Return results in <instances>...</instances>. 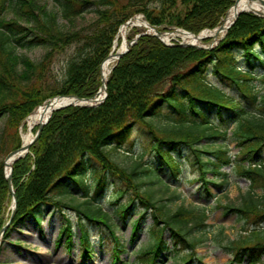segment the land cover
Returning <instances> with one entry per match:
<instances>
[{"label":"trees","instance_id":"1","mask_svg":"<svg viewBox=\"0 0 264 264\" xmlns=\"http://www.w3.org/2000/svg\"><path fill=\"white\" fill-rule=\"evenodd\" d=\"M205 1L166 0L164 7L148 9L141 2L130 5V0L126 4L119 0H53L55 9L52 10L37 0H0V118L5 119L0 137V230L7 221L11 202L2 157L7 154L8 140H12L9 151L20 147L18 129L27 115L56 96L94 98L101 85L100 66L111 51L118 27L132 16L144 14L148 23L163 32L173 27L197 35L219 26L235 0H210L207 5ZM91 4L98 12V26L93 34L80 37L77 32H66L60 20L70 24L81 12L77 6L84 8ZM129 7H132L130 11ZM82 40L84 43L67 65L61 85L48 89L43 76L53 55ZM34 48L45 52L38 63L17 52V49ZM238 52L247 63L246 71L235 63ZM254 62L262 67L261 74H256ZM208 72L229 82L248 105L212 87L205 78ZM257 82L264 86V18L247 13L240 15L212 50L166 46L154 36L131 29L126 52L108 76L104 102L95 108L70 106L54 112L29 152L12 165L16 213L3 239L7 240L9 232L28 217L40 223L42 215L57 212L63 226L56 246L64 241L70 248L73 227L66 212L72 211L76 214L80 244L87 256L89 242L83 219L108 227L112 217L100 206L92 205L89 192L101 196L106 175L110 173L123 182L124 189L119 196L130 186L135 190V197L115 212L122 220L133 211L136 200L144 206L143 213L151 212L152 240L140 250L142 258L145 257L140 259L141 264H155L167 250L162 237L166 230L175 248L188 251L181 258L182 264H190L193 251L203 240V237H191V231L204 226L205 213L195 215L184 207L170 213L153 198V193L142 191L145 179L148 184L158 183L169 189L170 184L154 168L142 169L136 162L127 170L119 168L111 158L116 148L130 140L138 125L152 134L151 150L172 177L180 172L173 153L183 146L191 150L198 180L203 184L210 183L207 174L226 176L221 169L231 166L233 173L249 182V187L240 197L239 206L225 207L227 213H235L238 221L247 226L261 227L264 224V91L256 90ZM166 105L177 112L179 120L177 124L155 127L153 119ZM211 112L219 125L208 122ZM206 139L231 140L238 153L231 156L222 145L211 151L201 149L198 144ZM141 216L132 218L130 242L137 236ZM113 238L121 252L117 238ZM214 241L231 256L227 264H241L243 258L249 264H264V229L244 231L239 239L226 243Z\"/></svg>","mask_w":264,"mask_h":264},{"label":"rangeland","instance_id":"2","mask_svg":"<svg viewBox=\"0 0 264 264\" xmlns=\"http://www.w3.org/2000/svg\"><path fill=\"white\" fill-rule=\"evenodd\" d=\"M40 4H45L48 9H55L53 0H37ZM93 2L94 0H89ZM128 0H119L121 4H126ZM144 3L148 9H160L165 6L166 0H130V5L135 3ZM210 0H206L207 5ZM80 14L74 16L70 24L65 20H60L64 30L68 33L77 32L80 37L92 35L98 26L97 7L93 4L84 8H80ZM76 7V8H77ZM77 8V9H78ZM129 7L127 10H131ZM101 10V9H99ZM137 15L144 16L140 13ZM11 18V15H8ZM173 29V27H171ZM143 32L144 28H136ZM210 39V38H204ZM170 43L180 42L181 39L170 38ZM201 40L202 46L208 47L212 45V41L204 43ZM84 41L75 42L66 47L63 51L53 55L51 64L43 79L48 83V89L59 87L65 78L67 65L71 59L81 49ZM19 54L28 56L34 62H40L45 54L41 48L32 50L17 49ZM236 64L241 70L248 69L247 63L242 57V53L236 55ZM256 74L262 73V67L254 62ZM207 82L214 88L219 89L228 97L241 101L243 105H248L247 102L241 99L238 92L227 81L220 80L214 77L211 72L206 75ZM256 90L264 91L262 82L256 83ZM48 101V100H47ZM227 119V118H226ZM225 119V120H226ZM179 116L176 111L170 109L167 105L161 109L157 117L153 119L155 127L163 128L172 124H177ZM4 118H0V137L3 132ZM227 121V120H226ZM208 122L218 123L214 112L209 113ZM25 129L19 128V133H24ZM227 126V125H226ZM231 130V127H230ZM151 137L144 126H136L133 129L130 140L120 148H116L111 153L112 160L119 168L131 169L136 163H140L143 168H154L166 180L170 187L166 190L158 183L148 184V180H143L142 191L153 193V198L161 202L166 209L173 213L178 207H184L187 210L193 211L195 215L202 212L205 213L203 227L193 228L191 237L202 238L203 240L197 245L193 251L194 257L190 264H227L230 260V255L214 241L226 243L227 240L239 239L244 231H248L254 226H247L243 222L238 221V217L233 212H228L225 207L239 206L241 196L245 194L249 187V182L239 177L232 172V167H224L221 169L226 176H213L207 174L206 179L210 184H203L198 180V172L196 171L194 157L191 150L183 146L179 152L173 153L175 159L180 165V172L176 177L160 166V161L156 154L151 150ZM12 140H8L5 149L9 153L12 146ZM201 149L207 151L214 150L219 146L227 147V151L231 156L238 153L235 143L231 140L221 141L219 139L202 140L199 142ZM7 155V154H6ZM205 157V155H204ZM2 157V159H4ZM205 160V158H203ZM107 183L104 192L101 196H95L94 191L89 192V197L93 199L92 205L100 206L104 211L111 213L112 217L106 225L94 223L83 219L82 225L87 231L89 239L88 255L84 256L85 251L79 242L80 233L77 227L76 214L72 211H67V216L70 218L73 227V236L71 239V247L65 246L62 241L60 246H56L59 231L63 226V220L59 213H46L42 215L40 224L38 225L31 217H28L22 224L9 232L8 240H0V264H141L142 258L140 250L150 244L153 220L151 212L143 213L144 206L136 199L133 211L126 216V219H121L115 212L117 209L129 201L131 197H135V190L132 186L128 187L126 193L119 196L121 189H124L123 182L115 175L108 173L106 175ZM89 182V180H88ZM71 191L77 192L75 188H70ZM207 190V192H206ZM260 194V191H257ZM79 195V194H78ZM83 195L80 196V200ZM8 212V210H7ZM140 228L133 242H130L132 234L130 223L132 218L140 216ZM7 216V213H6ZM264 229V224L262 227ZM223 230L220 234V230ZM117 237L122 251L119 252L115 245ZM163 240L167 250L159 255L155 264H182L181 258L188 252L185 249H177L173 245V240L168 230L163 233ZM264 263V258L262 259ZM241 264H249L246 258H243Z\"/></svg>","mask_w":264,"mask_h":264},{"label":"bare ground","instance_id":"3","mask_svg":"<svg viewBox=\"0 0 264 264\" xmlns=\"http://www.w3.org/2000/svg\"><path fill=\"white\" fill-rule=\"evenodd\" d=\"M239 7L240 8L237 10V13L232 8L227 10V14H225V16L223 17V20H222L221 29H220L221 32L219 33V35L218 34L215 35V32H212V31H203V33L199 37H191V36L183 33L182 31H174V32H171L168 34H162V35H160V38L164 42H168L170 38H178V39H181L184 44H195V45L201 44V40H203L204 38H215V39H217L221 35L224 34L225 27L227 25H229V23L234 19L236 14L238 15L240 13V10H247V11L252 10L255 12H262L264 10V0H240ZM240 15H242V14H240ZM240 15H238V17ZM137 17L138 18H135L132 21L131 26H136L139 28L147 29L148 25L143 21L142 17H140V16H137ZM129 27L123 26L118 31V33H117V35L113 41L111 57L108 61H106L104 63V65L101 69V79H102L103 84L106 83L107 78H108V76L112 70V67L115 64V54L120 53L124 48V44L122 42H120V40L125 39L126 33L129 30ZM216 46L217 45H214L213 47H211V45H210L208 47H211V48H209L208 50H212ZM254 68H255V66H254ZM100 96H102V91H100ZM73 97L74 96L54 97V98L50 99L49 101L45 102L43 105L35 108V110L25 120L26 131L24 133H21V146H22L23 150H26L30 141L33 139V130L35 129V127L38 126L39 124H41L49 116L51 111L56 109L58 106H62L64 104L74 103ZM87 103L88 102H82L80 104L86 105ZM14 162H15L14 158L9 159L7 161V163L5 165V172L9 171V167L12 166Z\"/></svg>","mask_w":264,"mask_h":264},{"label":"water","instance_id":"4","mask_svg":"<svg viewBox=\"0 0 264 264\" xmlns=\"http://www.w3.org/2000/svg\"><path fill=\"white\" fill-rule=\"evenodd\" d=\"M239 2L240 0H235L234 4L232 5V9H234V11L237 13V10L240 8L239 7ZM230 8V9H231ZM252 8V7H251ZM264 11V10H263ZM255 12V11H252V10H240V14H243V13H251L255 16H258V17H264V12ZM227 14V13H226ZM238 15L236 14V16L234 17V19L229 23V25H227L225 27V30H224V34L221 35V37L217 40H215L213 42V44L211 45V47H213L214 45H218V43L225 37V35L227 34V32L234 26V24L236 23L237 19H238ZM135 18H138V17H133L131 19H129L124 25L120 26L119 27V30L125 26V27H128V26H131L132 25V21L135 19ZM147 25H148V28H147V31L145 32V34H151L153 36H155L161 43H163L164 45H168V46H174V45H171V44H168L166 42H164L161 38H160V35L162 34H167V33H163V32H160L158 31L156 28L152 27L151 25H149L145 20H143ZM221 27H218V28H215L213 30H211L212 32H215V35H219V33L221 32L220 31ZM118 30V31H119ZM177 31H180V30H177ZM205 31H210V30H205ZM184 32V31H183ZM190 36H192V34L190 33H187V32H184ZM203 32H201L199 35H197L196 37H199ZM215 39V38H214ZM122 43L124 44V48L123 50L118 53V54H115V62L117 63L120 56L126 51V41L124 39H122ZM177 46H180V47H193L195 49H203V50H208L209 48L211 47H204V46H201V45H194V44H183V43H180V44H177ZM111 55H109L106 60L102 63L101 67H100V76H101V69L104 65V63L106 61H108L110 59ZM100 91H102V96H100ZM105 94H106V83L103 84L102 82V79H101V87L99 88V91L97 93V97L96 98H93V99H79L77 97H73V102L72 104H64L62 106H58L56 109L52 110L51 113L49 114V116L41 123L39 124V128L38 130L36 131V133L34 134L33 136V139L30 141L29 145L27 146L26 150H23L22 147H20L18 150H14L12 152H10L6 158H5V161H4V166L6 165L7 161L9 159H12L14 158L15 161L18 160L19 158H21L24 153H27L28 152V149L29 147L31 146V144L35 141L37 135L40 133V131L42 130V128L44 127V125L46 124V122L48 121V119L50 118V116L52 115V113L54 111H58V110H61V109H65L69 106H79V107H85V108H93V107H96L98 105H100L104 100H105ZM82 102H88L86 105H81L80 103ZM11 173H12V166L9 167V171L5 173V179H6V182L8 184V187L11 191V197H12V205H11V214H10V217H9V220L8 222L6 223V225L0 230V237H2V235L4 234V232L6 231V229L8 228V226L10 225V223L12 222L13 220V217L15 215V212H16V200H15V197H14V191L12 189V185H11Z\"/></svg>","mask_w":264,"mask_h":264}]
</instances>
